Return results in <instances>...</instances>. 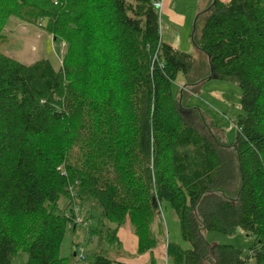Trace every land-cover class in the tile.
I'll return each mask as SVG.
<instances>
[{
	"label": "trees",
	"instance_id": "1",
	"mask_svg": "<svg viewBox=\"0 0 264 264\" xmlns=\"http://www.w3.org/2000/svg\"><path fill=\"white\" fill-rule=\"evenodd\" d=\"M11 18L64 51L58 70L0 53V264L21 251L25 264H69L59 251L75 208L81 226L98 214L90 264H125L99 248L119 244L125 222L138 255L162 246L171 264H264V0H210L195 20L209 75L241 92L230 145L173 96L179 74L194 83L195 59L161 40L152 0H0V34ZM162 203L189 248L166 241ZM239 230L246 257L203 237Z\"/></svg>",
	"mask_w": 264,
	"mask_h": 264
},
{
	"label": "rangeland",
	"instance_id": "2",
	"mask_svg": "<svg viewBox=\"0 0 264 264\" xmlns=\"http://www.w3.org/2000/svg\"><path fill=\"white\" fill-rule=\"evenodd\" d=\"M174 2L172 8L175 9L177 17L165 21L163 17L159 19V35L164 43H167L175 49L190 54L194 57V65L189 74V80L194 83L185 86L186 77L179 74L172 83V93L176 98H181L183 104L197 109L199 112L196 117H204L207 122L220 127L223 131V138L226 144H233L236 141L237 133L234 121L240 114V96L241 92L238 86L231 82H223L210 79L207 64L204 60L205 55L202 52L197 54V48L192 42V33L195 25L196 16L193 14L191 25L182 26V17L187 19L191 17L190 10L194 8L193 0H169ZM199 12L204 6L203 0H196ZM195 10H192L194 12ZM203 23V18L199 19V29ZM63 45L59 41H53L50 35L45 33L39 27L27 25L16 18L8 20L0 34V53L5 54L23 64H31L39 60H47L54 69L58 70L61 64V55ZM206 59V57H205ZM204 78V80H202ZM180 99V101H181ZM196 120H198L196 118ZM199 121V120H198ZM200 122V121H199ZM64 201L60 202L63 207ZM160 219L163 224L165 238L171 243L180 245L187 249L189 245L183 242L180 236L179 221L175 212L167 203L159 206ZM98 214L94 213V218L87 221V225H78L75 229L67 228L65 237L62 241L59 257L68 259L69 264H90L92 253L96 242L90 241L87 237V228H95ZM119 244L108 246L106 241L100 243L105 250L106 255L116 261L125 264H143L146 256L140 257L135 254V239L132 229L127 222L122 224L117 235ZM133 237V238H132ZM203 237L208 244L231 245L242 251L243 256H248V249L252 244L251 238L247 237L241 230L234 235H224L216 232H204ZM82 250L83 259H78ZM76 257H73V254ZM160 260L158 264H165L164 256L157 249L156 253ZM27 254L19 252L13 259L12 264H25ZM167 264H171L167 262ZM253 264V262H251Z\"/></svg>",
	"mask_w": 264,
	"mask_h": 264
},
{
	"label": "crops",
	"instance_id": "3",
	"mask_svg": "<svg viewBox=\"0 0 264 264\" xmlns=\"http://www.w3.org/2000/svg\"><path fill=\"white\" fill-rule=\"evenodd\" d=\"M174 1H175V0H174ZM181 1H184V0H181ZM203 1H204V6L202 7V11L206 8V6H207V4L209 3L210 0H203ZM220 1L228 2L229 0H220ZM173 4H174V2H170L169 0H164V1H163V6H162L161 16H160V17H163L165 21H167V20H170V21H171V18H175V17H177L176 12H174L175 9L172 8ZM191 6H192V0H191ZM193 6H194V8H193L192 10H195V11L192 12V10H190L191 17H189L188 19H187L186 16H183V17H182V18H183V19H182V26H184V25H185V26L191 25V23H192V19H193V14H192V13H194L195 15H197V13L199 12V9H200V8H197L198 4H197L196 0H193ZM170 17H171V18H170ZM171 22H172V21H171ZM197 50H198V49H197ZM195 52H197V54L200 55V53H198V52H200L199 50H198V51H195ZM204 60L206 61V64H208L207 58L205 59V57H204ZM73 229H75V228L73 227ZM118 233H119V230H118V232H117V235H118ZM132 238H133V237H132ZM134 239H135V246H134L135 254H136L137 256H140V257L146 256V260L143 262V264H147V263L149 262V259L151 258V256L155 257V259H156V260L158 261V263H159L160 258H159V256L156 254V253H157V249L160 250V254H161V255H162V253H163V256H164V258H165V256H166L165 248L162 247V246H161V247H157V249H155V250L153 251V253H145V254H143V255H138V254L136 253V245H137V241H136L135 236H134ZM118 240H119V239H118ZM166 241H167V240H166ZM119 243H120V242H119ZM166 257H167V256H166ZM164 262H165V259H164ZM167 262H168V260H167ZM166 264H167V263H166Z\"/></svg>",
	"mask_w": 264,
	"mask_h": 264
},
{
	"label": "built area",
	"instance_id": "4",
	"mask_svg": "<svg viewBox=\"0 0 264 264\" xmlns=\"http://www.w3.org/2000/svg\"><path fill=\"white\" fill-rule=\"evenodd\" d=\"M163 1L164 0H152L153 7L156 9V11L158 13V19H160V16H161ZM74 214H75L74 224L81 225L83 223V220H82L81 216L78 214L77 208L74 209ZM78 259H80V260L83 259L82 250L80 251V256ZM164 259H165V264H166L167 263V257L165 256Z\"/></svg>",
	"mask_w": 264,
	"mask_h": 264
},
{
	"label": "water",
	"instance_id": "5",
	"mask_svg": "<svg viewBox=\"0 0 264 264\" xmlns=\"http://www.w3.org/2000/svg\"><path fill=\"white\" fill-rule=\"evenodd\" d=\"M210 78H213V79H214V77H213V76H210Z\"/></svg>",
	"mask_w": 264,
	"mask_h": 264
}]
</instances>
